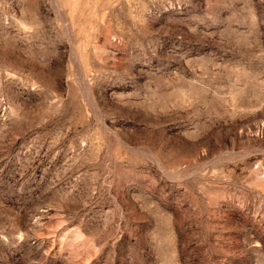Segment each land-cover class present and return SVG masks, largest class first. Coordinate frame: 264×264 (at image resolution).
<instances>
[{
    "label": "rangeland",
    "instance_id": "374dc122",
    "mask_svg": "<svg viewBox=\"0 0 264 264\" xmlns=\"http://www.w3.org/2000/svg\"><path fill=\"white\" fill-rule=\"evenodd\" d=\"M0 264H264V0H0Z\"/></svg>",
    "mask_w": 264,
    "mask_h": 264
}]
</instances>
